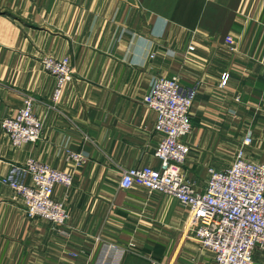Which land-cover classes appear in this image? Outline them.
<instances>
[{"label":"crops","instance_id":"0c3cea01","mask_svg":"<svg viewBox=\"0 0 264 264\" xmlns=\"http://www.w3.org/2000/svg\"><path fill=\"white\" fill-rule=\"evenodd\" d=\"M45 56L70 57L74 71L56 108ZM171 77L194 90L184 172L198 188L246 136V158L264 162V0H0V264H216L188 229V207L120 187L123 169L160 166L144 97ZM26 96L44 128L15 147L1 121ZM28 158L72 175L71 188L55 189L63 227L29 217L5 181ZM254 264H264L260 248Z\"/></svg>","mask_w":264,"mask_h":264},{"label":"built area","instance_id":"2783aa9c","mask_svg":"<svg viewBox=\"0 0 264 264\" xmlns=\"http://www.w3.org/2000/svg\"><path fill=\"white\" fill-rule=\"evenodd\" d=\"M190 46V50H194ZM44 69L56 78L52 105L57 107L64 88L73 78L71 58L45 56ZM229 75L222 78L226 85ZM156 114V130L162 139L155 151L159 167L134 166L123 169L120 187H143L177 199L190 210L188 229L203 248L214 255L216 264H254L257 248L264 251V162L248 160L246 136L233 163L224 169L210 167L206 186L200 189L185 175L184 166L191 153L184 138L193 130L191 110L194 90L185 88L178 77L159 78L144 97ZM35 99L26 96L23 106L1 121V128L15 147L36 142L43 121L34 114ZM80 165L84 156L73 153ZM27 178L30 180L27 181ZM24 200L26 214L63 227L70 215L55 189L73 185L72 175L48 163L28 158L24 166L13 167L5 180Z\"/></svg>","mask_w":264,"mask_h":264},{"label":"rangeland","instance_id":"374dc122","mask_svg":"<svg viewBox=\"0 0 264 264\" xmlns=\"http://www.w3.org/2000/svg\"><path fill=\"white\" fill-rule=\"evenodd\" d=\"M239 150V149H238ZM237 149H228V154H229V157H232L233 156V154L235 155L236 153H237V151H238ZM231 159V158H230ZM215 166V165H214ZM212 167V166H211ZM216 167V166H215ZM214 167V168H215ZM210 167H208V169H209ZM208 169H207V171H208Z\"/></svg>","mask_w":264,"mask_h":264}]
</instances>
